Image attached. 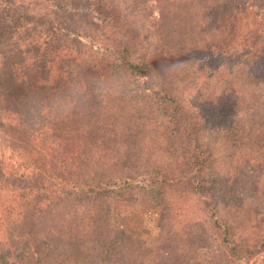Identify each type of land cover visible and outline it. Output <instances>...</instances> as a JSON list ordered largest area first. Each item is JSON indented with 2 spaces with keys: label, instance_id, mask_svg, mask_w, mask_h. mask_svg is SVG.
I'll return each mask as SVG.
<instances>
[{
  "label": "trees",
  "instance_id": "trees-1",
  "mask_svg": "<svg viewBox=\"0 0 264 264\" xmlns=\"http://www.w3.org/2000/svg\"><path fill=\"white\" fill-rule=\"evenodd\" d=\"M42 1L55 4L64 16L85 11V28L97 30V35L83 34L87 45L80 34L72 39L69 35L75 29L59 14L57 26L67 30L65 40L85 48L80 55L73 49L55 56L51 47L53 52L41 59L37 55L43 44L23 48L26 71L37 66L25 79L13 73L14 53L3 56L6 66L0 75L7 84L9 105L13 114L22 115L17 126L10 123L11 132L5 131L11 142L24 135V148L38 155L21 156L15 172L5 173L0 162V185L5 177L10 183L1 189L11 191L10 201L19 211L17 221L12 215L17 213L14 205L6 208L4 216L0 212V264H239L252 256L257 250L235 240L236 225L242 226L248 207L234 189L243 185L242 171L264 177V0H19L18 6L0 0V45L4 43L0 50L22 48L16 40L12 44L14 33L26 37L32 29L53 23L50 14L26 8ZM210 1L213 9L202 16L200 4ZM126 6L148 10V33L157 38L151 50L139 45L141 32L132 26L133 13ZM159 53L168 62H161ZM86 54L91 61L88 76H105L100 84L110 83V89L124 91L134 77L146 78L140 79L144 89L160 86L153 113L146 107L116 106L109 98L99 103L98 90H92L87 107H72L62 116L63 110L54 112L53 104L45 112V97L60 98L62 88L54 89L51 75L49 84H39L44 72L36 74L34 68L40 69L41 62L48 66L53 57L55 64L58 59ZM234 67L239 70L230 72ZM97 81L92 78V83ZM181 82L187 83V96L196 94V101L208 94L205 103L187 105L173 90ZM42 121L45 131L34 129ZM150 130L157 137L151 138V154L144 157L142 139ZM61 131L72 138L56 142ZM42 153L51 154L56 163H48ZM138 175H148L147 187L152 189L135 186L137 202L152 195L154 200H146L144 207L159 213L155 248L142 238L145 226L137 214L143 207L136 206L132 217L120 225L110 223L108 194L117 195L110 187L118 180L134 181ZM172 205L179 213L192 210L205 224L195 238L194 230L186 240V236L177 238L188 242L185 247L175 243L173 231L168 232L170 241L165 238L164 222L167 230H173L176 217L171 220ZM204 239L211 244L201 246ZM190 243L193 252L188 250Z\"/></svg>",
  "mask_w": 264,
  "mask_h": 264
},
{
  "label": "rangeland",
  "instance_id": "rangeland-1",
  "mask_svg": "<svg viewBox=\"0 0 264 264\" xmlns=\"http://www.w3.org/2000/svg\"><path fill=\"white\" fill-rule=\"evenodd\" d=\"M4 4H10L14 3L17 6L19 5V0H3ZM83 4V3H82ZM258 4V3H256ZM80 4L77 5L79 7ZM214 5V2L201 3L200 8L203 9L202 16H207L210 10L213 9L211 6ZM55 4L47 3V2H37L36 4L32 6L26 7L29 12L33 13H40V14H50V19L53 20V23L50 24L51 30L48 29L49 25L46 26H38L36 29H32L26 37L21 35L19 37L14 32V39L12 41V44L15 42H20L22 44V48H17L16 45L12 51H8L9 47H5L0 50V69L6 66L5 65V57L10 53H14L13 60L16 61V63L13 66L14 74L16 77L22 76L23 79L28 77V73H32V68L37 67L33 66L29 71H26L25 63L22 58H24L26 55L20 53L21 49H28V47L35 45L36 43L43 44L40 45L41 53H39V58L42 59L48 52H53L51 47H54L55 49V56H59V53L62 55L67 54V51H71L75 49L76 56L80 55L81 50H85V48L80 49V44L73 41L65 40L68 36L67 30H60L58 28V24L60 23V15L64 16L62 12L57 10L55 7ZM83 6V5H82ZM82 8V7H81ZM80 8V9H81ZM126 10L130 13H133L129 16V19L131 20L132 26L135 30H139L141 32V37L139 45H143L146 48H151L157 43V38L154 35H151V33H148V24L149 21L147 19L149 18V12L147 13V9L145 11L138 12L133 8V6H126ZM200 9V10H201ZM199 10V9H198ZM199 10V12H200ZM0 23H2L3 19V13L0 12ZM60 14V15H59ZM201 14V12H200ZM71 16H64L68 23L67 26L70 25L71 28L75 29V33H72L69 35V37L76 38L77 34H80V41L87 45L88 40L82 39L84 38L83 34H91L93 36L97 35V30L91 29L87 30L85 28V22H86V12L85 11H79V12H72L70 14ZM157 15V11H154V16ZM75 17V19H74ZM134 18V19H133ZM198 20L201 21V17H198ZM49 22V21H48ZM3 24V23H2ZM6 24H9L7 22ZM90 25V24H89ZM76 26V28H75ZM54 28H57L55 30ZM13 30V29H12ZM53 33V34H51ZM1 40V39H0ZM47 41V43H44V41ZM1 47L4 46V43L0 45ZM97 46V45H96ZM12 48V47H11ZM23 49V51H24ZM30 51V50H29ZM79 51V52H78ZM51 54V53H49ZM159 58L161 62H168V58L164 53H159ZM30 58H35V55H27ZM97 56V55H96ZM100 56V55H98ZM87 59V60H86ZM55 57L51 60L48 64V66H45L42 64H38L39 68H34L35 73L44 72V75H42V79L39 81L41 85L49 84L47 78L50 76V80L52 81L50 84L53 85L54 89L62 88L61 90V96L57 99H50L47 98V101H45L42 105L44 106V111L48 112L51 110L53 104H56L53 108L54 112L58 110H63L60 112L62 116L67 115L68 110H72V107L80 105L81 108L87 107L89 103H92L91 99V92L92 90H98L95 92L96 101L99 99V103L101 101H105L109 98L112 101V104L118 106V105H130L135 106L137 108L146 107L150 114L151 111L153 113V109L156 107L154 103L156 104L155 98V92L159 91L160 86L155 85V87L152 89H144L143 86H141L140 79H146L145 77L137 78L134 77L130 81H128L126 87V90L124 91H118L114 89H110L111 85L110 83L106 84H100L101 80L105 81V76L98 77L97 74L94 76H88L89 75V66L91 64V61L88 57V54L86 56L79 57V59H75L74 57H69L68 59H63L60 61L58 59L57 63L54 64ZM85 60V62H84ZM39 63V62H38ZM169 65V64H168ZM235 70H239L238 68L234 67L233 70L230 72H233ZM112 68H109L107 72H111ZM46 78V79H44ZM92 78H98L97 83H92ZM48 82V83H45ZM187 83L181 82L178 85L173 86V90L177 93V96H181L182 99L188 101L187 105H190V102L196 103L198 106H201L204 104L203 98H207L208 94L203 93L199 95L196 101V94L186 95L185 92H188ZM7 84H4L3 77L0 75V162L2 165L3 170H5V173L8 172H15L16 170H19L20 168L17 167V165L21 162V156H25V154L33 157V155H36V152L29 151L24 148V135H18L21 139L19 142H11L10 139H12L10 133L12 129L10 127V123H14V127L17 126L20 123L21 116L13 114L11 110H13V107L9 105V101L11 100L10 97L7 95ZM89 86V87H88ZM218 88L221 89V85H218ZM45 91V90H44ZM221 92H224V90H221ZM42 93H40L41 95ZM67 96H70V99H67ZM158 97V96H157ZM95 107V105H93ZM62 107V108H61ZM58 114V113H57ZM56 115V114H55ZM59 116V115H57ZM62 116L60 118H62ZM20 118V119H19ZM22 122V121H21ZM45 124L43 121L37 122L34 129L40 128V131H45L46 126L42 125ZM159 126L158 130H161V126L159 123H157ZM33 129V130H34ZM5 130H9L8 132ZM27 130V131H33ZM68 137H71L69 132L61 131V134H57L55 136V139L58 141L56 142H66ZM145 138L142 140H146L145 143L142 141V147L144 148V157L150 156V149H149V143L151 141V138L156 140L157 136L152 137L151 136V130L147 131L145 133ZM72 138V137H71ZM249 142V141H248ZM31 145V143H29ZM123 149V147H122ZM41 149L39 148L38 152H40ZM117 151H115L116 153ZM38 155V154H37ZM43 156H45V159L50 162L56 163L52 159V155L48 153H42ZM124 155V153L119 154ZM118 155V156H119ZM28 156V157H29ZM152 156V155H151ZM41 158V157H40ZM44 160V158L40 159ZM47 164V163H46ZM59 166H56L58 168ZM264 167V166H263ZM262 167V168H263ZM260 168V169H262ZM54 170V169H53ZM235 170V168H234ZM245 179L243 180L242 186H237L234 190L237 191V199L241 200L243 199L244 206H247L244 210L243 218L242 219V226L239 227L238 223L236 225L237 233L235 236V240H237L239 243H242L248 247H251L255 250H257L252 256H250L247 259H243L239 261V264H264V223L261 222V220L264 219V177L259 172H251L246 173L245 171H242ZM23 174H25V177H28V172L23 170ZM27 174V175H26ZM54 176V175H53ZM257 177V179H255ZM55 178V177H54ZM225 181V180H224ZM117 185H113L110 188L112 190L117 191V195L112 196L111 194H108V197H110L111 202V220L110 223L112 225H120L122 222H125L127 218L132 217L134 211L136 210V206H141V214L138 215V219L141 220V223L144 224V232L142 235L143 241L145 244L150 248H155L157 246L159 234H160V227H159V221H158V215L157 210L154 207H144V205L149 203L150 201L154 200L152 195L147 194L144 199H140L139 202L137 200L139 199L138 195L135 193V186H141L145 187V189H152V187H147L149 185V176L148 175H138V177L133 180H118ZM126 183V184H124ZM10 184L6 177L3 179L2 185H0V212H3L1 215H5L6 208L8 207V210H10V207L14 205L15 211L13 212V219L17 221L18 218V208L15 202H12V195L11 191L9 190H3L1 189L3 185ZM234 187L231 188L233 190ZM245 189V190H244ZM154 190V189H153ZM148 200V201H146ZM143 201L142 205L141 202ZM137 202V203H135ZM48 202L44 203V205H47ZM171 204V203H170ZM193 202H190L189 205H192ZM197 204L195 202L193 205ZM43 205V206H44ZM7 210V211H8ZM195 214V213H194ZM192 210H186L179 213V211L173 210L172 205V215L171 220L174 216L175 219H173L174 225L173 230H167L168 227L165 224V238L167 237V240L170 241V237L168 236V232L172 233L173 240L177 238L185 237L188 232L191 230L195 231L194 238L197 233L200 232V230L205 227V224H201L200 217L194 216ZM196 215V214H195ZM185 216V217H184ZM194 218V219H192ZM134 222V225L138 223V221ZM194 221V223H192ZM196 221V222H195ZM167 228V229H166ZM0 234H2L0 232ZM200 236V235H199ZM188 237L186 236L184 239L186 240ZM176 241V242H175ZM174 242L181 246H187L188 242L183 240H175ZM200 241V240H199ZM172 241V245H175ZM208 242V244H207ZM209 240H205L204 242H201V246L209 245ZM211 244V242H210ZM188 250L191 252L195 251L194 247L191 246V243L188 245ZM215 246V245H214ZM215 248V247H214ZM217 249V248H216Z\"/></svg>",
  "mask_w": 264,
  "mask_h": 264
}]
</instances>
